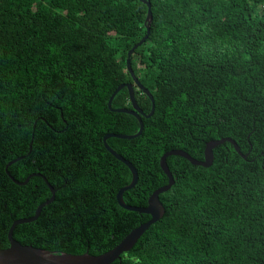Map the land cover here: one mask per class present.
<instances>
[{"label":"trees","instance_id":"16d2710c","mask_svg":"<svg viewBox=\"0 0 264 264\" xmlns=\"http://www.w3.org/2000/svg\"><path fill=\"white\" fill-rule=\"evenodd\" d=\"M145 1L149 36L130 66L154 111L134 87L141 134L106 140L137 172L124 203L145 207L167 184L170 150L202 160L228 138L241 156L229 142L208 168L168 156L163 216L111 264H264V0ZM146 13L139 0H0V249L51 197L47 183L53 201L13 229L22 245L99 255L150 219L117 204L131 173L102 142L139 129L113 111L131 109L125 87L107 102L132 83ZM4 170L40 179L11 185Z\"/></svg>","mask_w":264,"mask_h":264},{"label":"water","instance_id":"95a60500","mask_svg":"<svg viewBox=\"0 0 264 264\" xmlns=\"http://www.w3.org/2000/svg\"><path fill=\"white\" fill-rule=\"evenodd\" d=\"M139 1L145 4L147 7V13H146L145 21H144L146 33L139 40V42L136 43L127 52L126 66H127V71L129 75L131 76L132 83L119 85L114 90V92L112 93V95L110 96L107 102V107L111 110V101L113 97L115 96L117 92H119L122 88L125 87L128 92L131 109H115L113 111L120 112V113H126V114H129L135 117L138 120L139 129L133 135L105 134L102 138V142H103V146L106 149V151L109 152L115 159L122 162L129 169L131 173L130 183L120 188L118 192L116 193L117 204L119 205V207H121L124 210L133 211V212H137L140 214H146L150 217V219L146 221L145 223L140 224L137 228L130 231L115 247L99 255H90L88 253L79 254V255L63 253V252L56 253L54 251H47V250H43V249L36 248L33 246H29V245H22L13 238L12 236L13 229L19 224L30 223V222L35 221L37 217L39 216L41 209L53 201L54 190L49 186V184H47V187L51 193V197L36 207L34 215L32 217H29L26 219L15 220L12 222L11 226L9 227L8 232H7L8 247L4 249H0V264H111L115 260H119L120 256L123 253L128 252L135 245L137 240L143 235V233L149 228V226L157 222L163 216L164 208L159 200V195L166 192L174 183L172 175L166 163V158L168 156H179L181 158L188 160L194 166H201L204 168H208L211 166L213 162L212 150L216 146L224 142L231 143L232 146L234 147V150L241 156L237 145L234 143V141L228 138L207 142L205 144L202 160H195L182 150H170L164 153L160 157V160H159L160 169L162 170L164 175L167 177V180H168L167 184L156 189L149 196L147 200V205L145 207L128 206L124 203L123 193L127 190L132 189L135 186L137 182V178H138L137 172L131 163H129L127 160H125L122 156L117 154L113 149H111L107 145L106 140L111 137L129 140V139L138 137L141 134L142 129H143V123L140 117L143 115V113L138 108L135 102L134 87H136V89L141 91L143 94H145L150 99L151 110H150V113L146 115L145 117L146 118L150 117L154 111V102H153L152 96L144 88V86H142L139 83L137 78L134 76V73L130 66V57L135 51V49L138 48L140 45H142L147 40L149 36V29H150L151 21H152L150 4L146 2L145 0H139ZM14 183L17 184L15 181ZM19 185H22V184H19Z\"/></svg>","mask_w":264,"mask_h":264},{"label":"flooded vegetation","instance_id":"af4514ba","mask_svg":"<svg viewBox=\"0 0 264 264\" xmlns=\"http://www.w3.org/2000/svg\"><path fill=\"white\" fill-rule=\"evenodd\" d=\"M12 132V131H11ZM10 163L12 164L13 163V161H10ZM5 171V174H6V176H7V179L10 181V183H11V185H14L15 183H14V181L17 183V184H22V185H26L27 184V182L30 180V179H32V178H35V179H40L39 177H40V175L39 174H37V175H34L35 173H30L27 177H26V179H25V181L24 182H21V181H19V180H16L14 177H13V175H10L6 170H4ZM39 175V176H38ZM42 178H44V177H42ZM45 180V179H44ZM24 183V184H23ZM47 183V182H46ZM48 184V183H47ZM16 185V184H15ZM7 191H13V189H12V187L11 186H9V187H7V189H6Z\"/></svg>","mask_w":264,"mask_h":264}]
</instances>
